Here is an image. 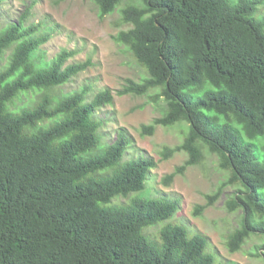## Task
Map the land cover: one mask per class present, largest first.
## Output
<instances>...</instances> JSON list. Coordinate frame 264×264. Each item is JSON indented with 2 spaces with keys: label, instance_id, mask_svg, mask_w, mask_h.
I'll return each mask as SVG.
<instances>
[{
  "label": "trees",
  "instance_id": "1",
  "mask_svg": "<svg viewBox=\"0 0 264 264\" xmlns=\"http://www.w3.org/2000/svg\"><path fill=\"white\" fill-rule=\"evenodd\" d=\"M93 2L103 17L121 0ZM32 7L0 31V264H222L207 235L171 220L178 199L146 190L158 160L126 159L133 138L123 128L101 145L94 113L115 94L106 88L90 98L87 85L54 92L91 59L67 64L77 52L66 48L46 57L42 46L58 25L27 23ZM124 24L114 40L148 75L127 79L116 93L165 101L161 115L140 126L142 136L157 125L184 127L180 143L159 151L160 160L187 154L164 184L215 154L228 178L194 214L236 187L226 205L241 211V219L227 234L228 249L240 251L253 235L263 238L264 0H139L120 9L116 25ZM28 92L36 100L12 110ZM157 224L153 239L147 228ZM258 254L264 259V251Z\"/></svg>",
  "mask_w": 264,
  "mask_h": 264
},
{
  "label": "rangeland",
  "instance_id": "2",
  "mask_svg": "<svg viewBox=\"0 0 264 264\" xmlns=\"http://www.w3.org/2000/svg\"><path fill=\"white\" fill-rule=\"evenodd\" d=\"M139 0H121L118 7L110 14L101 17L99 9L93 0H1L0 1V31L11 21L21 19L26 7L33 4L27 23H38L42 20L56 26V33L42 46L48 58H53L62 49L75 50L67 64L91 59V66L80 72L68 83L54 90L56 93H69L80 90L85 85L90 88L89 97L101 90L109 88L114 94V102L106 104L96 111L100 119L101 145L106 146L117 138V132L123 128L133 138L132 147L126 159L140 154L149 155L158 160V165L152 169L146 183V190L155 197H169L179 200L180 205L175 219L191 231L208 236L209 247L214 251L217 262L222 264H264V259L258 254L264 251V237H250L240 251L231 252L226 245L227 234L239 226L241 211H230L226 198L236 190L228 186L222 196L206 207L199 215L194 214L196 206L207 202V194H213L228 178V173L219 167L217 156L208 154L201 165L188 166L181 174H177L170 185L164 184V178L181 166L187 159L185 152H177L173 157L160 160L159 151L164 145H175L182 141L184 127L177 124L172 127L157 125L153 135L142 136L140 126L149 124L162 113L165 101L155 100V96L124 94L118 95L127 79L141 81L147 76L146 70L132 57L126 45L114 40V35L120 29L128 28V24L116 25L120 17V9L128 3ZM12 49L5 52L1 66L7 64ZM154 92L151 91V95ZM33 92L22 93L11 103L12 110L36 100ZM146 191L142 194L145 195ZM119 196L114 202L130 200ZM157 224L147 228V233L156 239Z\"/></svg>",
  "mask_w": 264,
  "mask_h": 264
},
{
  "label": "bare ground",
  "instance_id": "3",
  "mask_svg": "<svg viewBox=\"0 0 264 264\" xmlns=\"http://www.w3.org/2000/svg\"><path fill=\"white\" fill-rule=\"evenodd\" d=\"M135 57V56H134Z\"/></svg>",
  "mask_w": 264,
  "mask_h": 264
}]
</instances>
